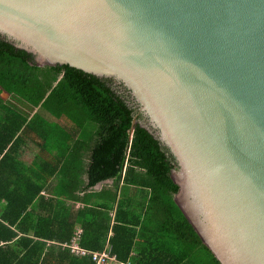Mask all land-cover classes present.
<instances>
[{
    "label": "water",
    "instance_id": "1",
    "mask_svg": "<svg viewBox=\"0 0 264 264\" xmlns=\"http://www.w3.org/2000/svg\"><path fill=\"white\" fill-rule=\"evenodd\" d=\"M0 39L127 96L220 264H264V0H0Z\"/></svg>",
    "mask_w": 264,
    "mask_h": 264
},
{
    "label": "trees",
    "instance_id": "2",
    "mask_svg": "<svg viewBox=\"0 0 264 264\" xmlns=\"http://www.w3.org/2000/svg\"><path fill=\"white\" fill-rule=\"evenodd\" d=\"M3 93L10 97V102L1 97ZM18 103L40 108L55 118L65 116L75 123H94L92 183L114 180L110 192L114 201L121 180L126 187L149 191L141 209H146L148 217L155 220L159 235L167 234L176 244L186 247V264H220L202 244L175 201L180 188L172 179L173 159L145 128L139 124L133 127V121L141 120L142 116L128 106L127 96L114 90L110 82H102L69 67L38 68L26 53L1 39L0 206L6 201L8 206L0 207V256L4 257L0 258V264H48L46 261L53 251L44 256L46 243H67L74 233V225L73 229L60 232L51 217L35 214L33 202L41 191L39 187L32 192L29 183L22 194L21 186L15 185L11 193H3L7 179L3 178L2 171L10 163L9 147L23 126L42 122L38 115L30 121L22 116ZM111 210L112 207L108 211ZM108 211L92 212V224H98L99 216L109 214ZM118 222L122 220L116 217L110 244L116 258L125 263L132 261L136 236ZM107 223L109 225L110 218L104 217L103 228H98L91 237L81 238V246L90 252H101L108 235ZM18 235L29 238L15 241ZM83 235H87L86 227ZM93 240L96 243H92ZM2 245H11L14 254L7 256ZM21 249L25 252L23 255L18 254ZM62 256L70 259L68 253ZM141 258L132 264L142 261L149 264V257L141 255ZM69 262L90 264L88 260L73 258ZM181 263L175 260L174 264Z\"/></svg>",
    "mask_w": 264,
    "mask_h": 264
},
{
    "label": "crops",
    "instance_id": "3",
    "mask_svg": "<svg viewBox=\"0 0 264 264\" xmlns=\"http://www.w3.org/2000/svg\"><path fill=\"white\" fill-rule=\"evenodd\" d=\"M1 97L10 100L5 93ZM17 105L20 114L29 121L38 115L42 122L23 126L18 138L9 147L10 163L2 171L3 178L7 179L2 187L3 193H11L15 185L21 186L22 194L29 183L32 192L39 187L41 191L33 202L35 214L51 217L60 232L66 228L73 229L74 225L73 238L67 243H46L44 256L53 251L46 263L70 264L69 260L73 258L88 260L92 264L90 258L76 257L65 246L78 237L79 248L94 253L81 246V238L96 234L98 228H103L106 217L110 218V223H107L104 251L111 245L115 218L118 217L122 220L118 225H123L136 236L132 261L125 263L132 264L135 259L142 260L141 255H146L149 264H174L175 260L186 264V247L176 244L167 234L159 235L155 220L148 217L146 209H141L143 201L149 197V191L126 187L121 180L114 201L110 193L114 180L92 183V153L96 142L94 123H75L65 116L55 118L40 108H32L24 103ZM2 203L0 207L8 206V201ZM111 207L113 210L108 211ZM98 211H108L109 214L99 216L100 222L93 225L90 214ZM84 227L87 235H83ZM27 238L18 235L15 241ZM91 242L96 243L94 240ZM2 248L7 256L15 252L11 250V245H2ZM18 252L20 255L25 253L22 249ZM62 253H68L70 259L62 256ZM0 258H4L3 255Z\"/></svg>",
    "mask_w": 264,
    "mask_h": 264
},
{
    "label": "built area",
    "instance_id": "4",
    "mask_svg": "<svg viewBox=\"0 0 264 264\" xmlns=\"http://www.w3.org/2000/svg\"><path fill=\"white\" fill-rule=\"evenodd\" d=\"M65 248L76 257L90 258L92 264H130L120 262L113 254V248L111 245H108L102 252L89 253L79 248V239L77 237L69 246H65Z\"/></svg>",
    "mask_w": 264,
    "mask_h": 264
},
{
    "label": "flooded vegetation",
    "instance_id": "5",
    "mask_svg": "<svg viewBox=\"0 0 264 264\" xmlns=\"http://www.w3.org/2000/svg\"><path fill=\"white\" fill-rule=\"evenodd\" d=\"M110 84L112 85V82H110ZM113 86V85H112ZM142 116V115H141ZM144 117L142 116V119H143Z\"/></svg>",
    "mask_w": 264,
    "mask_h": 264
}]
</instances>
